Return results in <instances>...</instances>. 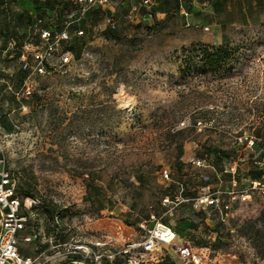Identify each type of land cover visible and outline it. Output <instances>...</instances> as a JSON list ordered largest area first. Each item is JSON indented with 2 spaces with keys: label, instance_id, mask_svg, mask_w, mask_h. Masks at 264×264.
Wrapping results in <instances>:
<instances>
[{
  "label": "rangeland",
  "instance_id": "obj_1",
  "mask_svg": "<svg viewBox=\"0 0 264 264\" xmlns=\"http://www.w3.org/2000/svg\"><path fill=\"white\" fill-rule=\"evenodd\" d=\"M103 8L0 2V155L24 197L23 237L34 239L21 240V252L71 264L84 246L104 264L160 220L173 222L176 243L136 251L130 264H181L179 247L188 244L200 264H264V196L237 198L228 216L193 205L208 187L229 190L235 169L239 189L248 170L264 176V0H116ZM67 27L71 38L59 45L42 37ZM110 27L113 40L103 34ZM245 135L259 139L256 152L243 151ZM180 184L189 201L170 216L163 198ZM119 222L132 240H119Z\"/></svg>",
  "mask_w": 264,
  "mask_h": 264
},
{
  "label": "built area",
  "instance_id": "obj_2",
  "mask_svg": "<svg viewBox=\"0 0 264 264\" xmlns=\"http://www.w3.org/2000/svg\"><path fill=\"white\" fill-rule=\"evenodd\" d=\"M116 0H76L81 11H86L87 8L94 6L105 7ZM141 6H150L153 0H135ZM81 34L82 31H79ZM42 37L46 41H53L59 45L61 42L68 41L71 36L68 27L61 31H52L44 29ZM53 47H51L52 49ZM43 57L36 67V71L45 72V65ZM70 57L64 59L65 62H70ZM29 63L25 62L24 68H28ZM30 89L29 87H27ZM30 93V90H28ZM243 143V151L251 150L256 152L258 147V138L254 135H245L238 139ZM0 155V264H45L41 257L23 256L20 253L19 244L22 240L21 233L27 228L29 223V216L22 211V199L18 195L19 183L14 173L9 167V162L4 151ZM201 164V161H199ZM259 164V163H257ZM232 187L229 190H219L217 192H210V188L198 197L193 199V205L197 210H206L213 208L214 211L220 215L228 216L233 209V204L237 198L241 201H250L253 196H264V177L261 179L251 180L245 185L244 189H239V182L237 178V169L232 171ZM163 176L170 179L171 172L169 169L163 171ZM186 187L180 184L179 191L176 196L167 195L163 198V205L167 207V214L175 215V211L189 201L186 195ZM152 218H156L152 215ZM172 227L160 220L154 229L148 231L147 237L143 241H135L126 244L118 253L132 254L140 251L143 254L155 253L159 250L158 246L162 244H173V241H168L174 235ZM25 241H33L30 235L23 237ZM100 246V245H97ZM80 257L71 262V264H86L87 259L94 260L99 263L103 255L97 251L91 250L89 247L81 246L78 248ZM115 254L108 255L114 257ZM179 255L181 257V264H200L204 258L199 253V250L188 244L179 247ZM134 258L130 256L129 263H132Z\"/></svg>",
  "mask_w": 264,
  "mask_h": 264
},
{
  "label": "trees",
  "instance_id": "obj_3",
  "mask_svg": "<svg viewBox=\"0 0 264 264\" xmlns=\"http://www.w3.org/2000/svg\"><path fill=\"white\" fill-rule=\"evenodd\" d=\"M165 1H167V0H165ZM0 2L2 3L3 2V0H0ZM72 2L74 3V5L78 8V9H80V7H79V4L76 2V0H72ZM153 5V4H152ZM91 8H97V9H104L103 7H101V6H94V7H91ZM81 11V10H80ZM159 24H162V21H158L157 22V24L155 25V26H157V25H159ZM44 30V29H43ZM42 30V31H43ZM42 31H41V33H42ZM103 34H104V36H105V38L107 39V40H113V39H115L116 37H115V35H116V30H114V29H112L111 27L110 28H107L104 32H103ZM72 54H77V50H76V47H75V45H73V46H71L70 47V49H68ZM258 147H259V145H258ZM260 148V147H259ZM225 154V153H224ZM228 158L227 156H225V155H220V157H219V161H222V159L223 158ZM180 164L181 165H183V163H182V161H180ZM88 174H90V175H92L93 173L91 172V173H88ZM250 176H251V178H252V180H256V179H261V178H263L264 176H263V172H262V169H256V170H252V171H249V173H248ZM251 181V180H250ZM249 182V181H248ZM247 182V183H248ZM91 188V187H90ZM18 195L21 197V199H22V205H23V209H22V211L24 212V213H26L25 211H26V209H25V203H24V197H22L21 196V191H20V187L18 188ZM186 195H187V191H186ZM211 209H213V208H211ZM46 210H47V212H48V214H50V215H54L56 212H57V210H56V207L52 204V205H47L46 206ZM197 210V209H196ZM198 211H203V210H198ZM29 224V223H28ZM28 226V225H27ZM172 227V226H171ZM173 228V227H172ZM26 230V229H25ZM24 230V231H25ZM23 231V232H24ZM23 232L21 233V237H22V240H23ZM27 235H31V234H27ZM26 235V236H27ZM25 237V236H24ZM32 237V236H31ZM33 238V237H32ZM33 241H34V239H33ZM21 242V241H20ZM198 245H200L199 243H198ZM19 248H20V244H19ZM20 253L23 255V256H29V255H25V254H23L22 252H21V249H20ZM116 257H115V259L113 260V261H111L108 257L107 258H105L104 259V264H130L129 263V259H130V254H125V253H118V251L116 252V255H115ZM78 258H81V257H78ZM102 260H103V258H102ZM101 260V261H102ZM167 260H168V257H165L164 259H162V261H159L158 263H153V264H166V262H167ZM100 261V262H101ZM86 264H98L97 262H95L94 260H91V259H87L86 260Z\"/></svg>",
  "mask_w": 264,
  "mask_h": 264
},
{
  "label": "crops",
  "instance_id": "obj_4",
  "mask_svg": "<svg viewBox=\"0 0 264 264\" xmlns=\"http://www.w3.org/2000/svg\"><path fill=\"white\" fill-rule=\"evenodd\" d=\"M248 173H249V170H248ZM248 175V178L246 179V181H250L252 180L251 176ZM181 215H182V218L186 217L188 215V210H183L181 211ZM188 219H186L187 221ZM170 226H173V222L172 223H166ZM114 227V232L116 233V235L118 236L119 240L120 241H127V240H132L133 236H134V232L132 230V228L130 226H127V225H124V224H121L120 222L119 223H116ZM173 231L175 232V235H176V238L174 240V243H176V240L178 237H180L179 233L177 231L174 230V228H172ZM132 242H135V241H132ZM173 243V244H174ZM168 245H172V244H168ZM119 251V250H118Z\"/></svg>",
  "mask_w": 264,
  "mask_h": 264
},
{
  "label": "bare ground",
  "instance_id": "obj_5",
  "mask_svg": "<svg viewBox=\"0 0 264 264\" xmlns=\"http://www.w3.org/2000/svg\"><path fill=\"white\" fill-rule=\"evenodd\" d=\"M174 234V233H173ZM176 238V235L174 234V235H172L170 238H169V240L168 241H173L174 239Z\"/></svg>",
  "mask_w": 264,
  "mask_h": 264
}]
</instances>
